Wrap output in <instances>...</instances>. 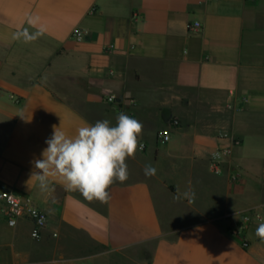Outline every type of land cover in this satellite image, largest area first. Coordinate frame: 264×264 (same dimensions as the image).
Returning <instances> with one entry per match:
<instances>
[{
    "label": "crops",
    "instance_id": "crops-1",
    "mask_svg": "<svg viewBox=\"0 0 264 264\" xmlns=\"http://www.w3.org/2000/svg\"><path fill=\"white\" fill-rule=\"evenodd\" d=\"M29 16L45 34L14 40ZM120 112L147 147L110 200L56 178L42 192L32 161L53 126L74 135ZM220 146L232 154L217 175ZM0 188L48 216L34 240L0 204V264H264V0H0Z\"/></svg>",
    "mask_w": 264,
    "mask_h": 264
},
{
    "label": "clouds",
    "instance_id": "clouds-1",
    "mask_svg": "<svg viewBox=\"0 0 264 264\" xmlns=\"http://www.w3.org/2000/svg\"><path fill=\"white\" fill-rule=\"evenodd\" d=\"M27 24L35 31H29V27L17 30L13 33L14 40L30 43L45 34L39 17L29 16ZM142 133L143 124L124 112L117 115L115 125L107 119L97 120L79 127L74 135L54 125L51 137L45 141L47 147L42 150V158L32 161L31 178L38 181L42 192L53 191L50 178H56L67 192H79L89 202L107 203L111 185L124 183L129 177L127 160L135 159L136 153L143 150ZM144 174L154 176L156 169L151 164L145 165ZM183 196L194 199L195 194L185 192ZM255 235L264 241V222L258 224Z\"/></svg>",
    "mask_w": 264,
    "mask_h": 264
},
{
    "label": "built area",
    "instance_id": "built-area-1",
    "mask_svg": "<svg viewBox=\"0 0 264 264\" xmlns=\"http://www.w3.org/2000/svg\"><path fill=\"white\" fill-rule=\"evenodd\" d=\"M201 28V23L196 22L194 24H190V31H197ZM74 36L79 37L80 32L76 30L74 32ZM107 101L110 103H115L116 97L110 96L107 98ZM180 124L178 119L172 120V125L178 126ZM222 138L228 136V134H222ZM159 140L164 141L167 140L170 135L166 131H160L157 134ZM143 144V150L146 149V143L140 141ZM232 154V148L230 146H220L218 147L210 157V167L211 170L217 174H222V164L226 158H228ZM240 177V172L237 171L232 173L231 180L233 182L237 181ZM0 204L3 206L2 212L6 217L7 223L10 227H17L19 220L22 218H27L32 223L31 229V237L34 240H39L42 238L43 230L46 228L48 224V216L47 214L32 204L31 200L23 199L20 196L14 194L11 191H8L4 188H0ZM249 220L248 217L244 218V221ZM247 245V243H245Z\"/></svg>",
    "mask_w": 264,
    "mask_h": 264
}]
</instances>
